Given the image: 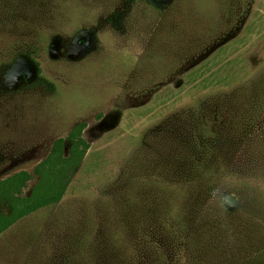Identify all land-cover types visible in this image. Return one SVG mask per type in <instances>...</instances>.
<instances>
[{"label": "rangeland", "instance_id": "374dc122", "mask_svg": "<svg viewBox=\"0 0 264 264\" xmlns=\"http://www.w3.org/2000/svg\"><path fill=\"white\" fill-rule=\"evenodd\" d=\"M72 131L0 264H264V0H0V215Z\"/></svg>", "mask_w": 264, "mask_h": 264}, {"label": "trees", "instance_id": "16d2710c", "mask_svg": "<svg viewBox=\"0 0 264 264\" xmlns=\"http://www.w3.org/2000/svg\"><path fill=\"white\" fill-rule=\"evenodd\" d=\"M78 136L74 131L71 132L70 140L74 144L70 149L71 157L68 159L62 158L64 141L60 139L55 142L50 156L35 169L40 180L28 199L10 198L12 212L9 216L0 215V234L23 217L61 201L70 178L89 150V145L83 139H75ZM30 180L29 173L21 172L0 182V199H6L9 193H20Z\"/></svg>", "mask_w": 264, "mask_h": 264}]
</instances>
